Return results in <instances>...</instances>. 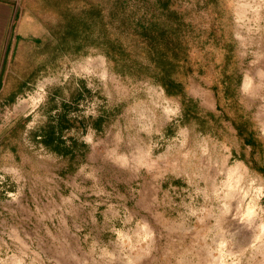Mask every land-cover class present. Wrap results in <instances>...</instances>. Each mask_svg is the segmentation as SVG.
Wrapping results in <instances>:
<instances>
[{
    "label": "rangeland",
    "instance_id": "374dc122",
    "mask_svg": "<svg viewBox=\"0 0 264 264\" xmlns=\"http://www.w3.org/2000/svg\"><path fill=\"white\" fill-rule=\"evenodd\" d=\"M91 1L113 26L123 16L165 30L182 24L202 68L188 78V96L216 114L211 85L230 41L237 98L264 142V0ZM42 2L23 7L51 36L39 54L45 69L0 106V128L56 97L100 133L92 163L77 175L73 164L57 178L53 165L12 166L0 156V264H264V176L238 158L230 124L209 122L202 132L183 123L178 100L149 79L113 72L97 49L56 52L58 19Z\"/></svg>",
    "mask_w": 264,
    "mask_h": 264
},
{
    "label": "trees",
    "instance_id": "16d2710c",
    "mask_svg": "<svg viewBox=\"0 0 264 264\" xmlns=\"http://www.w3.org/2000/svg\"><path fill=\"white\" fill-rule=\"evenodd\" d=\"M204 2L212 7L217 4V0ZM41 6L58 19L52 31L56 52L60 50L79 55L86 54L89 48L99 50L113 72L130 78L149 79L161 87L168 98L178 100L182 122L196 124L202 132L206 131L205 126L209 122L220 127L224 122L229 123L239 142L238 158L245 161L253 172L264 176V142L255 122L237 98V87L232 78L230 41L223 45L219 77L211 85L219 112L216 114L199 108L196 101L188 96V78L194 73L202 74V68L197 67L190 56L189 38L182 31V24H176L173 30H165L153 24L133 22L129 16H123L113 26L105 19L101 6L91 0H43ZM210 33L216 38L215 45H219L223 36L219 34L218 39L214 27ZM126 38L131 45L125 41ZM65 125L61 122L62 127ZM52 142V136H47L45 144ZM54 150L62 154L68 152L62 147H55Z\"/></svg>",
    "mask_w": 264,
    "mask_h": 264
},
{
    "label": "crops",
    "instance_id": "0c3cea01",
    "mask_svg": "<svg viewBox=\"0 0 264 264\" xmlns=\"http://www.w3.org/2000/svg\"><path fill=\"white\" fill-rule=\"evenodd\" d=\"M50 41L51 36L38 17L24 11L23 0H0V106L12 104L38 80L40 70L45 69L39 54ZM49 99L28 117L22 115L0 128V156H6L11 165L31 159L53 165L49 174L57 178L67 174L63 173L62 164H73L71 173L77 175L92 163L94 139L100 132L89 120L79 121L71 106L63 108L67 103L64 100L59 102L54 97L53 106L48 108ZM61 122L66 125L62 127ZM47 136L53 138L48 145ZM55 147L68 152L62 154Z\"/></svg>",
    "mask_w": 264,
    "mask_h": 264
},
{
    "label": "built area",
    "instance_id": "2783aa9c",
    "mask_svg": "<svg viewBox=\"0 0 264 264\" xmlns=\"http://www.w3.org/2000/svg\"><path fill=\"white\" fill-rule=\"evenodd\" d=\"M35 92V95L36 96H38V100L35 102V106H38V104L40 103V101L42 100V96H43V86L41 85V86H38L37 88H36V91H34ZM28 98H30V96H28ZM6 108V107H5ZM0 110H2V109H0ZM32 110H34V108H32ZM5 112V111H4ZM5 114H8L7 112H5ZM10 115V114H9ZM8 115V116H9ZM0 116H2V114H0ZM4 116V115H3ZM8 116H6L3 120H5V119H7L8 118Z\"/></svg>",
    "mask_w": 264,
    "mask_h": 264
},
{
    "label": "bare ground",
    "instance_id": "6f19581e",
    "mask_svg": "<svg viewBox=\"0 0 264 264\" xmlns=\"http://www.w3.org/2000/svg\"><path fill=\"white\" fill-rule=\"evenodd\" d=\"M246 85V80L244 81V86ZM23 103H25V101L23 102Z\"/></svg>",
    "mask_w": 264,
    "mask_h": 264
}]
</instances>
